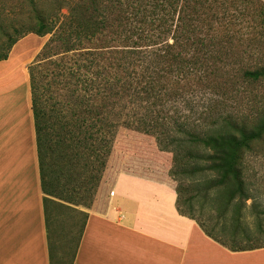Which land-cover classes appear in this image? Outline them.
Here are the masks:
<instances>
[{
  "label": "trees",
  "instance_id": "obj_1",
  "mask_svg": "<svg viewBox=\"0 0 264 264\" xmlns=\"http://www.w3.org/2000/svg\"><path fill=\"white\" fill-rule=\"evenodd\" d=\"M251 24L260 29L244 30ZM29 33L51 34L29 73L52 264L51 218L81 217L73 264L89 216L83 208L123 127L172 153L181 214L233 250L264 244L239 239L247 201L264 214L243 168L245 153L264 140V109L238 115L225 97L238 80L264 77V62L246 61L264 42L262 0H0V60ZM200 187L222 213V236L194 215Z\"/></svg>",
  "mask_w": 264,
  "mask_h": 264
},
{
  "label": "crops",
  "instance_id": "obj_2",
  "mask_svg": "<svg viewBox=\"0 0 264 264\" xmlns=\"http://www.w3.org/2000/svg\"><path fill=\"white\" fill-rule=\"evenodd\" d=\"M17 43L0 60V264H52L30 73L14 57ZM177 197L168 176L106 171L73 264H264V244L233 250L181 214Z\"/></svg>",
  "mask_w": 264,
  "mask_h": 264
},
{
  "label": "rangeland",
  "instance_id": "obj_3",
  "mask_svg": "<svg viewBox=\"0 0 264 264\" xmlns=\"http://www.w3.org/2000/svg\"><path fill=\"white\" fill-rule=\"evenodd\" d=\"M262 2H264V0H262ZM249 11L253 12V9L251 8ZM68 12L67 8L62 10L63 14H67ZM250 14L251 13H247V15ZM240 20H242V25L240 26L249 24L248 22H243L242 18H240ZM256 29L260 28L253 24L244 28V30L248 31ZM50 36L51 34L44 37L35 33L27 34L19 40V44L17 43L18 45L14 52V57L24 60V63H26L29 68L37 53L41 50ZM246 61L249 63H262L260 65H263V41L260 42L253 56H246ZM22 71V67H20L19 72L22 73ZM235 87V91H230L225 95L228 106H231V111L234 110L233 112L235 114L248 117H253L256 114L258 115L259 111H263L264 77L254 82H243L238 80V82L235 83ZM171 166L172 153L161 151L154 136L123 127L118 132L106 171L111 170L114 174L118 172H130L158 179H163L168 176L176 186L177 182L169 175ZM243 168L246 181L251 187V192L255 196L257 205L264 208V140L255 145L254 151H247L245 153ZM203 176L204 175L201 173L197 175L196 179L198 183L203 181ZM202 189L203 188L200 187L198 191L194 215L203 222L214 235L222 236L224 235L221 231L222 228L219 225L215 226L217 221H223L222 217L219 218L222 213L220 214L221 211L218 210L209 197L204 196ZM188 195L189 193L187 192L185 196ZM253 201L254 199H249L247 201L245 219L242 222L243 230L239 234V239L245 242L244 245L250 243L259 244L264 241V232L261 230V226L264 228V214L259 215L257 213L259 209L251 206ZM83 209L85 210L88 208ZM62 213L64 216L59 214L60 218L57 220H54L53 217L51 218V234L55 245L56 264H69L79 232V226H74V223L79 221L81 217L73 211H69L68 213L62 211ZM249 235L250 237L246 239Z\"/></svg>",
  "mask_w": 264,
  "mask_h": 264
}]
</instances>
